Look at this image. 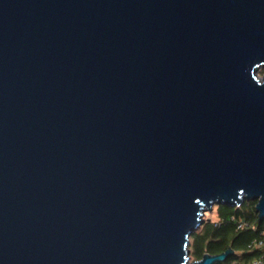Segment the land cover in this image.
Masks as SVG:
<instances>
[{
	"label": "water",
	"instance_id": "water-1",
	"mask_svg": "<svg viewBox=\"0 0 264 264\" xmlns=\"http://www.w3.org/2000/svg\"><path fill=\"white\" fill-rule=\"evenodd\" d=\"M264 0H0V264H218L216 205L264 220Z\"/></svg>",
	"mask_w": 264,
	"mask_h": 264
},
{
	"label": "trees",
	"instance_id": "trees-1",
	"mask_svg": "<svg viewBox=\"0 0 264 264\" xmlns=\"http://www.w3.org/2000/svg\"><path fill=\"white\" fill-rule=\"evenodd\" d=\"M264 74V69L261 71ZM256 201H246L241 207L220 205L219 221H205L200 229L194 232L190 239V256L194 261L201 260L205 254H222L229 248L235 254L226 261L218 264H242L252 261L261 252H248V245L258 237L259 231L264 229V220L260 221L255 210ZM236 217L249 223V227L238 230L230 218Z\"/></svg>",
	"mask_w": 264,
	"mask_h": 264
},
{
	"label": "built area",
	"instance_id": "built-area-1",
	"mask_svg": "<svg viewBox=\"0 0 264 264\" xmlns=\"http://www.w3.org/2000/svg\"><path fill=\"white\" fill-rule=\"evenodd\" d=\"M230 221L236 224L238 230H244L249 227V223L245 220L237 219L236 217L230 218ZM248 252H261V254L255 257L252 261L244 262L242 264H264V229L259 231L258 237L253 239V241L248 245Z\"/></svg>",
	"mask_w": 264,
	"mask_h": 264
},
{
	"label": "rangeland",
	"instance_id": "rangeland-1",
	"mask_svg": "<svg viewBox=\"0 0 264 264\" xmlns=\"http://www.w3.org/2000/svg\"><path fill=\"white\" fill-rule=\"evenodd\" d=\"M259 74L262 76L263 74L261 73V71L259 72ZM219 206L216 205L214 207V210L212 212H208L206 215H205V219L206 221L207 220H211L212 222H218L220 217H219ZM191 261H194L193 258L191 257Z\"/></svg>",
	"mask_w": 264,
	"mask_h": 264
}]
</instances>
